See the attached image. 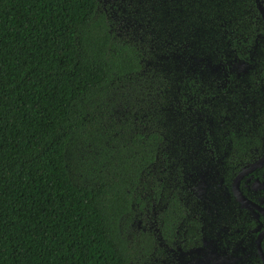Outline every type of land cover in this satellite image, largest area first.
<instances>
[{
  "label": "trees",
  "instance_id": "trees-1",
  "mask_svg": "<svg viewBox=\"0 0 264 264\" xmlns=\"http://www.w3.org/2000/svg\"><path fill=\"white\" fill-rule=\"evenodd\" d=\"M263 141L259 0H0V264H252Z\"/></svg>",
  "mask_w": 264,
  "mask_h": 264
},
{
  "label": "flooded vegetation",
  "instance_id": "flooded-vegetation-1",
  "mask_svg": "<svg viewBox=\"0 0 264 264\" xmlns=\"http://www.w3.org/2000/svg\"><path fill=\"white\" fill-rule=\"evenodd\" d=\"M259 2L264 5V0ZM247 155L239 169L232 170L233 176L222 188V192L225 194L227 203L234 209L235 218L238 217L242 222L239 228L229 233L239 237L238 246L235 245L234 248L241 251V259L244 263L264 264V141L258 149L251 150ZM242 172L245 173L238 179ZM235 190L258 209L244 206L235 197ZM259 236L261 238L257 244ZM226 239L227 235L220 243L223 246L226 244L225 248L229 249L231 242H226Z\"/></svg>",
  "mask_w": 264,
  "mask_h": 264
},
{
  "label": "water",
  "instance_id": "water-1",
  "mask_svg": "<svg viewBox=\"0 0 264 264\" xmlns=\"http://www.w3.org/2000/svg\"><path fill=\"white\" fill-rule=\"evenodd\" d=\"M257 164V163H256ZM256 164L253 166V168L256 166ZM245 172H242L239 176H238V179L244 174ZM237 179V180H238ZM234 193H235V197L240 201V202H242V204L244 205V206H246V207H248V208H251V207H253V208H255V209H258V207L256 206V205H254L253 203H251V202H249V201H247L246 199H244L243 197H241L239 194H238V192L235 190L234 191ZM260 238H261V236H259L258 237V239H257V244H259V242H260Z\"/></svg>",
  "mask_w": 264,
  "mask_h": 264
},
{
  "label": "rangeland",
  "instance_id": "rangeland-1",
  "mask_svg": "<svg viewBox=\"0 0 264 264\" xmlns=\"http://www.w3.org/2000/svg\"><path fill=\"white\" fill-rule=\"evenodd\" d=\"M107 1V3H109L110 4V6L114 3V0H106ZM116 15H117V12H115V11H113L112 12V18H113V20H116ZM150 218V220L152 219V215L149 217ZM152 229H154V227L152 226V223H150L149 224V230H152ZM153 234L155 235V230H153ZM170 248H167L166 250H165V252H170Z\"/></svg>",
  "mask_w": 264,
  "mask_h": 264
}]
</instances>
